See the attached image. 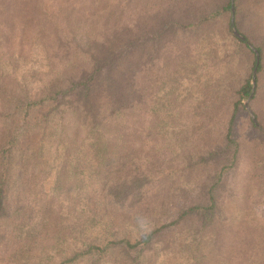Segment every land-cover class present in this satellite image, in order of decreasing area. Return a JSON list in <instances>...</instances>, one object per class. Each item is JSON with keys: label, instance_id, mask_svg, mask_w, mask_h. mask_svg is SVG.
<instances>
[{"label": "trees", "instance_id": "trees-1", "mask_svg": "<svg viewBox=\"0 0 264 264\" xmlns=\"http://www.w3.org/2000/svg\"><path fill=\"white\" fill-rule=\"evenodd\" d=\"M258 2L0 0V89L3 91L8 81L2 75L3 63L26 51L32 41H39L46 52L44 75L59 79L60 87L44 98L52 100L53 105L38 126L50 130L53 149H63L66 160H77L83 150L93 151L100 180L99 185L89 187L75 174L68 176L62 170L57 175L55 193H47L42 144L32 136H22L16 128L21 113L29 112L44 99L27 101L19 90H9L3 97L0 94V261L8 256L22 221L30 220L49 204L51 214L42 244L55 252L64 251L62 246L67 241L83 246L69 258V254H63L67 257L59 264L102 256L110 250L116 253V264H136L137 260L153 264L157 230L137 238L128 233L127 224L133 215L161 219L174 182L199 164L192 150L181 147L173 151L172 142L161 136V120L154 109L156 87L165 66H173L185 54L195 57L204 35L221 23L252 60L238 85L224 89L228 97L222 103L220 126L211 127L206 139L211 141L218 131L224 166L238 169L240 177L230 198L239 202L261 200L264 148L258 149L261 161L252 164L254 156L259 157L255 146L247 156L250 165H242L245 141L238 135V126L245 120L246 143L257 145L259 139L264 146V49L252 44L241 29L248 12L254 15L247 3L255 6ZM233 29L243 38H237ZM112 43L123 44V52L112 55ZM252 48L258 54V63ZM254 69L255 89L248 105L259 126L243 105L252 91ZM217 153H222L219 144ZM121 174L125 176L120 185L116 181ZM202 188L205 202L181 212L180 219L196 213L211 216L226 194L219 178L205 182ZM62 191L71 197L70 211L76 220L72 226L61 223L57 195ZM82 204L95 206L96 213L85 220L77 213ZM211 219L204 226H210ZM98 224L103 230L100 236L94 235V225L96 228ZM239 234V239L230 238L233 253L239 251L231 264L251 258L263 262L264 234L260 242L263 246L255 239L260 233L253 230Z\"/></svg>", "mask_w": 264, "mask_h": 264}, {"label": "rangeland", "instance_id": "rangeland-1", "mask_svg": "<svg viewBox=\"0 0 264 264\" xmlns=\"http://www.w3.org/2000/svg\"><path fill=\"white\" fill-rule=\"evenodd\" d=\"M258 1L255 6L247 3V8H251L254 15L248 12L241 29L252 44L260 45L264 49V0ZM124 48L121 43H112L110 46L112 55L123 52ZM251 60V54L235 44L226 31L225 23H221L204 35L195 57L185 54L173 66L164 67V73L156 87L158 95L154 106L162 124L161 136L172 142L173 151L181 147L192 150V154L196 156L194 160L199 164L188 173L181 174L174 182L167 209L161 219L152 221L133 215L127 224L128 233L137 238L157 230L153 264H231L232 258L239 253L238 250L236 255L233 253L235 251L232 240L239 239V233L244 231L246 234L253 230L260 233L255 239L263 246L260 242L264 234L261 232L264 231V196L258 202H253L250 198L241 202L230 198L229 193L232 194L240 177L238 169H226L224 166L218 131L215 130L211 141L206 139L211 127L220 126L222 103L228 97L224 89L238 85L239 78L249 71ZM3 65L2 75L8 79V83H5L3 91L0 89L2 97L9 90H19L27 101L43 100L60 87L59 79H48L44 75L47 71L46 52L37 40L32 41L26 51H19L8 58ZM247 100H243L244 108ZM52 105V100L44 99L29 112L21 113L16 127L22 136H32V139L42 144L46 172L45 191L55 193L53 189L57 184V175L62 170L68 176L75 174L89 187L99 185L93 151L86 149L78 154L77 160H66L63 149H53L50 130L38 126L42 115ZM248 108L252 113L249 105ZM245 110L251 118L250 112L246 108ZM246 130L248 127L244 120L238 126V135L245 141L242 165L249 164L247 156L251 154V148L256 146L257 154L259 147L264 148L259 139L257 145L251 142L249 146L245 139L248 133ZM218 144L222 153H217ZM261 154L262 152L258 154L259 157L254 156L253 165L261 161ZM121 176L122 174L118 175L116 181L120 185L124 183L122 179L125 175ZM217 178L221 180L226 194L212 217L196 213L180 219L181 212L205 202L202 198V186ZM57 196L62 207L61 223L65 226L74 225L76 220L70 211L69 193L62 191ZM77 211L85 220L96 213L95 206L84 204ZM50 214L51 206L47 204L30 220L22 221L14 233L15 241L8 256L0 264H59L63 254H69L64 257L69 258L81 250L83 246L77 241H67L62 246L64 251L59 252L42 244ZM210 218L211 227L204 226ZM102 231L101 224L96 228L94 225V235L100 236ZM115 236L118 240L119 236ZM244 237H241V242ZM261 250L264 251V248ZM240 263L237 261V264ZM68 264H116V253L112 254L110 250L102 256H85ZM136 264L141 262L137 260ZM242 264H264V261L251 258Z\"/></svg>", "mask_w": 264, "mask_h": 264}, {"label": "water", "instance_id": "water-1", "mask_svg": "<svg viewBox=\"0 0 264 264\" xmlns=\"http://www.w3.org/2000/svg\"><path fill=\"white\" fill-rule=\"evenodd\" d=\"M233 34L237 37V38H240V39H242L243 37L237 32V30L236 29H233ZM252 50H253V52H255V54H256V60H257V63H258V54H257V52H256V50L255 49H253L252 48ZM255 73H256V69H254V71H253V74H252V78H253V80H252V91H251V94H250V96H249V98H248V100H247V102L245 103V108L250 112V110H249V108H248V101L251 99V97L253 96V92H254V89H255ZM250 115H251V119H252V121L258 126V124L256 123V119H255V117H254V115L250 112Z\"/></svg>", "mask_w": 264, "mask_h": 264}]
</instances>
